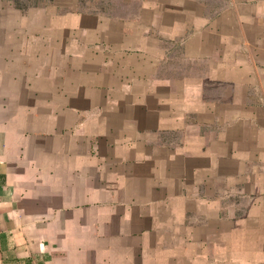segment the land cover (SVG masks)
Listing matches in <instances>:
<instances>
[{"label":"crops","instance_id":"0c3cea01","mask_svg":"<svg viewBox=\"0 0 264 264\" xmlns=\"http://www.w3.org/2000/svg\"><path fill=\"white\" fill-rule=\"evenodd\" d=\"M0 264H264V0H0Z\"/></svg>","mask_w":264,"mask_h":264}]
</instances>
